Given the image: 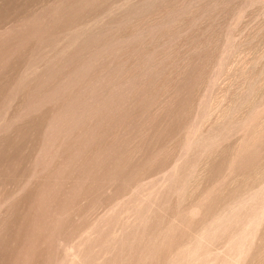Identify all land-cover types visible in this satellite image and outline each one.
<instances>
[{
	"label": "rangeland",
	"instance_id": "rangeland-1",
	"mask_svg": "<svg viewBox=\"0 0 264 264\" xmlns=\"http://www.w3.org/2000/svg\"><path fill=\"white\" fill-rule=\"evenodd\" d=\"M0 264H264V0H0Z\"/></svg>",
	"mask_w": 264,
	"mask_h": 264
}]
</instances>
